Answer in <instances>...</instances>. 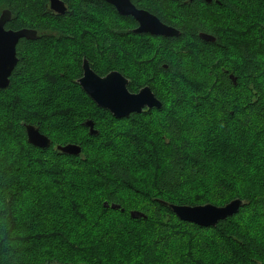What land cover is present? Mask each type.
<instances>
[{
	"label": "trees",
	"instance_id": "16d2710c",
	"mask_svg": "<svg viewBox=\"0 0 264 264\" xmlns=\"http://www.w3.org/2000/svg\"><path fill=\"white\" fill-rule=\"evenodd\" d=\"M133 2L180 30V35L173 37L148 35L150 58L145 62L143 59L146 57H141L138 70L126 68V65L118 62L116 52L107 51L113 45L112 41L116 39L114 37L124 31H129L132 38H146L133 33L132 28L136 26V22L118 14L112 6L115 18L108 20V25L102 29L104 31L90 34L93 23L90 25L89 16L94 11L89 8V0H71V12L67 15H51L46 9L48 0H0V15L4 9L12 12L6 28H32L41 34L36 40L22 38L19 41L18 62L10 83L6 88L0 89L1 95L14 97L10 104L0 101V110L6 109L0 114V126L12 121V128L16 133L10 144V151L0 144V264H169L170 255L166 254L164 258L154 256L146 246L162 245L178 225L191 228L199 236L202 235L201 239L196 237L197 246L201 250H210V242L220 246L227 255L228 248L233 245L239 250L240 264H264V0ZM98 4L110 6L103 1ZM199 31L213 35L215 41L202 39L198 36ZM70 32L75 38L66 37V33ZM77 40L87 44V50L76 52L73 47ZM192 40L194 45L196 43L204 48L202 52H205L204 56L209 58L211 64L202 79L200 72L191 64L184 63V57H191V52L181 55V48H186L185 45ZM48 42H56L55 52L68 49L62 53L71 56V59L73 57L74 65H48L50 61L45 59L47 56L38 51L39 46L50 50ZM57 43H61L64 48L58 49ZM98 45L100 50L107 51L106 57L109 59V65L95 64L98 74L105 75L110 70H118L129 79L130 91L150 86L162 106L121 118L100 108L76 81L81 73V56L96 57L95 49ZM175 48L177 52L172 51ZM219 51L227 57L220 56L215 62ZM238 64L240 71L236 66ZM209 70L211 73H208ZM231 74L236 77V81ZM33 76L35 78L32 82L41 90L38 92L41 98L27 101L25 86L31 83L27 81ZM218 81L221 82L220 86L217 85ZM45 84L47 86L43 87ZM64 98L70 99V102L66 103ZM236 102H240V129L237 128V123L233 128L227 120L221 128V120L216 118L213 111L219 109L222 115L231 116L230 112L235 110L233 107ZM202 107L209 108L211 119H206V123L210 121V125L203 123L207 112L197 113ZM168 108L173 110V114L166 112ZM35 110L40 111L43 116L60 119L64 124L74 122L76 125L67 126L77 128L79 132H82V128L86 129L83 127L85 119L81 118L78 124L72 113L75 110H80L78 114L81 116L96 115L93 114L96 112V120L88 118L94 121L96 127L98 121L105 119L119 123V127L129 123L145 126L143 123L145 119H149L148 114L161 116L157 120L159 131L153 133V136L146 132L154 143L153 157H156V162L146 166L154 171L153 179L146 186L143 196L125 198L120 195L122 188H133L139 183H145L144 180H138L137 168L129 161L113 157L102 165L85 157L78 165L82 168H85L83 164L90 166L89 170L85 169L87 173L80 174L83 170L79 166L66 172L59 169L61 165L53 164L56 162L47 158V154L70 160L81 158L82 155H69L56 149L55 139L44 126V121L48 119L43 120L37 116ZM86 110L88 112L83 114ZM12 111L13 116H2ZM183 113L190 114V120L189 117L188 120H183ZM72 115L75 117L73 120ZM26 124L34 125L48 135L52 145L42 149L30 144ZM200 127L203 128L201 132ZM6 129L0 128V133L7 135ZM218 129L225 136L216 141L215 146L219 141L235 140L232 146L222 143L221 152L215 157L212 150L197 143L202 133L211 142L219 134ZM138 131L134 136L139 134ZM251 136L254 137L250 145L252 151L245 147V139ZM138 138L143 141L141 137ZM3 140L6 139L2 138L1 141ZM74 140L69 138V141ZM142 144L145 145L144 141ZM117 147L110 146L118 153ZM29 150L32 152L28 153ZM253 151L260 153L250 159ZM24 156H29L30 160ZM33 156L35 159L31 161ZM224 162H231L228 165H233L235 171L231 175L222 172L220 167L227 166ZM32 164L56 171L51 178L55 182L53 188L51 184L38 180L34 182L38 186L35 188L28 187L26 183L22 185L27 177L23 167L34 168ZM209 164H213V168L219 172L217 179L212 175ZM83 174L88 178L83 177ZM215 179L226 187H232L234 191L239 187L240 196H223L224 198L219 199L218 196H197L193 193L196 188L208 189L206 182ZM78 180L88 181L82 196L77 195L80 191ZM65 183H68V189L73 194L63 191ZM150 192L154 196H149ZM236 197L245 200L239 212L220 220L214 227L181 220L168 205L162 203L165 201L191 206L212 203L220 206ZM48 198L56 200V203L53 202L54 206L46 201ZM60 201L64 206L60 205ZM112 204L119 206L113 208ZM68 206L71 212L68 210L65 215L63 212ZM131 207L136 208L134 211L142 212L145 217H133ZM56 210L59 212L56 213ZM109 215L111 219L108 218ZM245 215L262 219V233L259 234L257 229L249 231L241 224ZM125 217L133 223L131 227L126 226ZM65 220L67 224H74L72 229L77 226V231L73 235L68 233L66 239H61L54 235V231L61 227L59 221ZM85 224L88 225L87 228L81 231ZM145 235L149 238L145 239ZM211 235L217 239L215 237L210 240ZM132 246L136 247L135 252L140 250L139 261L131 260L132 251L128 249ZM245 257L247 261H243L242 258Z\"/></svg>",
	"mask_w": 264,
	"mask_h": 264
},
{
	"label": "rangeland",
	"instance_id": "374dc122",
	"mask_svg": "<svg viewBox=\"0 0 264 264\" xmlns=\"http://www.w3.org/2000/svg\"><path fill=\"white\" fill-rule=\"evenodd\" d=\"M111 12H109L108 10H96L94 11V13L92 15H90V20L91 23L90 25L93 23V25L91 26V31L89 32L90 34H94V32L96 31L97 33L100 32L104 27H106L108 25V20H111ZM94 27H96L94 29ZM104 31V30H102ZM130 32L129 31H124L122 33H120L116 38L115 41H112L113 45L107 50L109 51H114L116 52L117 55V60L119 63H121L122 65H126V68H130L132 70H138L139 67V62L141 57H146L145 59H143L145 62L148 61L147 58L149 59L150 56L149 55V50H148V44H149V38L143 37V38H132L131 35H129ZM46 35V34H45ZM44 35V36H45ZM47 36H52V35H48ZM56 36V35H55ZM61 36V35H60ZM59 36V37H60ZM97 36V35H96ZM66 37H68L69 39H73L75 38L73 36V33H66ZM195 42V41H194ZM56 43V42H55ZM53 42H48V46L51 48L50 50H46L45 48H42V46H39L38 51L44 52V54L47 56L45 59L49 60L50 62L48 63V65H53L54 67L56 66H61L63 64H73L74 65V60L73 57L71 59V56L68 55H63L62 52L67 51L68 49H64L63 51H57L55 52L56 48L54 47ZM58 44V43H57ZM185 45V43H184ZM44 46V45H43ZM58 49L60 48H64L62 46V44H58ZM87 44H85L84 42L77 40L74 50L77 52L79 50L85 51ZM45 47V46H44ZM185 47L187 48H181V55H184L186 53H190L191 57H184L185 58V64L190 65L197 71L200 72L201 76L200 78L202 79L203 76H205L207 74V70L208 66H210V61L209 58H207L206 56H204L205 52H202L204 48H202L201 46H198L196 43L194 45L193 40L189 41V43H187V45H185ZM87 50V49H86ZM89 50V49H88ZM97 51V56L93 57L95 60V64L100 65V64H104V65H109V59L106 57L107 56V51H102L100 50V46H96ZM173 52H177V49H173ZM195 51V52H194ZM218 54L215 56V62L217 61V58L222 56V58L227 57L226 55H224L223 52H217ZM189 58V59H188ZM175 59V58H174ZM73 62V63H72ZM101 62V63H100ZM191 62V63H190ZM239 63V62H238ZM210 64V65H209ZM238 70L240 71V64L236 65ZM59 68H57L58 70ZM111 71V70H110ZM208 73H211V70L208 71ZM70 75H68V77H70ZM34 76L30 79H28L27 82H30V84H26L25 88L27 90V97L26 100L30 101V99H38L41 98L40 97V92L41 90L39 88H37L36 86H38L37 84H34ZM77 79V78H76ZM36 80V79H35ZM211 85V84H210ZM217 85H221V82L218 81ZM47 84H45L43 87H46ZM4 96V97H3ZM66 103H69L70 99L67 100V98H64ZM72 99V98H71ZM216 99V98H215ZM0 101H4V103L6 104H10L14 101V97L12 98V96H6L5 95H1L0 94ZM7 107H10L7 106ZM6 107V108H7ZM169 107V105H168ZM236 110V114H235V110H231V116L226 115H222V113L219 111V109H215L213 112L216 114V118L221 120L219 121V124L221 125L222 128V124L230 121V123L232 124L233 128L235 126V123H237V128L240 129V102H236L234 104V107ZM209 109V108H208ZM208 109L207 108H200L199 111H197V113H202L204 114L205 112H207V116L206 118H204L203 123L204 124H208L210 125L211 122L208 121L206 123V119H211V117L209 116L208 113ZM5 110H0V114H2ZM80 110H75L74 112H72L75 116L76 119L78 120V124H80L81 118L83 119H88V118H93L94 117H98L97 113L94 112L93 114L96 115H90V114H84V112H88L83 111L84 116H81L78 114ZM166 112H169L171 114H173V110L171 108H168L166 110ZM35 113L37 116L41 117L43 120L44 119H48L46 121H44V126L45 128L48 129V131L51 133L53 139L54 140V145L55 148L57 149L58 145H65L68 143H76L81 145L82 147V153L79 154V156H84V158H78V159H67V158H60V157H55L51 154H47V158H50V160H53L56 163L53 164H58L59 169L63 170L64 172L68 171V170H73L77 169V167L79 166L78 163L83 161V159H85V157H89L91 161H93V163H99L104 165V163L109 159V158H119L122 161H129L132 164H134V167L137 168V173H138V180H144L145 183H139L138 185H135L133 188H122L120 195L124 196L125 198H128V196H132V197H137V196H143V193L146 190V186L150 183V181L153 179V171L154 169H150L147 168L146 166L149 164H154L156 162V157H153V154L155 153V148L154 143L151 139V137L146 133L147 131L150 133L151 136H153V133L159 131V126L157 124V120L161 117V116H154V113L152 114H148L149 119H145L144 123L145 126L138 124V123H129V125L125 126V125H120V127L118 126L119 123H112L109 122L107 119L105 120H101L98 121L97 127L96 124L95 128L99 131L98 136L97 135H92L89 133V129L88 127L84 126L81 129L82 132H79V129H72L71 126H67V125H76L74 122L73 124L69 123V124H64L61 123L60 119H55L54 117L49 118L50 116H43L44 114H42L40 111L35 110ZM41 113V114H40ZM40 114V115H38ZM184 115H182V119L183 120H189L191 118L190 114L187 113H183ZM233 114V115H232ZM178 115V114H177ZM3 117H11L13 116V111L10 113H5L2 115ZM60 118V117H59ZM72 120L73 118H75L73 115L71 116ZM84 120V121H85ZM96 120V119H95ZM227 120V121H226ZM5 121H8L5 119ZM138 122V121H137ZM10 121L8 123H4L3 125L0 126V128L2 129H6L7 127V135H3V133H0V139L2 140V138H5L6 140L3 142L0 140V144L1 147L6 148L7 150L10 151L11 148V142H13L14 137L16 136L15 133V129L12 128V126L14 125V123ZM10 124H12L11 126H9ZM82 125V124H81ZM220 128V129H221ZM139 130V131H138ZM139 132V134L135 135L134 134L136 132ZM199 131H203V128H199ZM240 132V130H239ZM207 133V132H204ZM218 135H215V137L212 139L211 142H208V138L209 137H205V135H202L199 137L198 143L199 146L201 147H206L208 150H212V154L214 153V156L216 157V155H218L221 152L222 149V143H225L226 145L232 146V142L235 140V138L232 139H226L223 142L219 141L217 142L216 146L215 143L216 141H218L220 138H222L223 136H225L222 132L219 131L218 129ZM97 136V137H96ZM138 137H141L145 143L142 144L143 141H140V139ZM70 139H75L74 141H69ZM218 138V139H217ZM254 141V137L251 136L249 137V139H245V147L248 148L250 151H252V148L250 147V145H252ZM6 143V144H4ZM52 145V144H51ZM118 146L117 150L118 153H116V149L115 148H110V146ZM156 146V145H155ZM257 150V149H255ZM249 151V152H250ZM6 153H8L7 151H5ZM32 152L31 150L28 151V153ZM37 153V152H36ZM116 153V154H115ZM260 152H254L253 151V155L250 159H252L253 157L257 156ZM39 154V153H38ZM39 156V155H38ZM25 158H27L28 160H30V158H28L29 156H24ZM35 159L34 156L31 158V161ZM60 159V160H59ZM191 161V159H189V162ZM30 162V161H29ZM85 163V162H84ZM44 164V163H43ZM225 165L227 166H223L220 167L222 169V172H226L228 175H231L233 171H235L233 165H228L231 164V162H224ZM34 165V164H32ZM83 166L85 168H82L79 166L80 170L82 171L80 174L82 173H87L85 171L89 170L90 166H85V164H83ZM209 166L211 167V173L212 175L216 178L217 175L219 174V172L217 170H215L213 168V164ZM36 167V168H35ZM21 168V167H20ZM31 169H34L33 171H30ZM25 170V173L27 174V177L24 178V182L22 183V185H25V183L27 184L28 187H38L36 185H34L35 181L38 180V182H43L45 184H51L52 188L55 185V182L51 181V178L54 174H56V171L53 170H47L46 167H44L43 165H34V168L29 167H23V171ZM95 170V169H94ZM30 171V172H29ZM29 172V173H27ZM83 177L88 178V176L86 174L82 175ZM217 179V178H216ZM213 180L211 182H206V188H196L193 190V193H195L197 196H218L219 199L224 198L223 196H228L232 197V196H240V188L238 187L237 191H234L233 189H231L232 187H226L225 184H221L220 180ZM29 183H28V182ZM72 179L69 180V182L71 183ZM78 184L80 185V191L78 192V196H82V193H84L86 191V184L88 181H80L78 180ZM62 185V184H61ZM65 186V188H64ZM64 186L62 185V187L64 188L63 191H65L66 194H73L74 192H72V190L68 189V183H65ZM78 187V186H77ZM89 187V186H88ZM91 188L94 186H90ZM60 186V189H63ZM79 188V187H78ZM59 189V188H58ZM96 190V189H95ZM61 192H63L62 190H60ZM84 191V192H83ZM64 193V194H65ZM65 194V195H66ZM149 196H154L152 194V192L148 193ZM145 196L146 193H145ZM237 198V197H236ZM136 200V198L134 199ZM133 200V202H134ZM46 201L50 202L52 205L56 202L55 199L53 198H48L46 199ZM245 201V200H244ZM54 202V203H53ZM60 205L64 206L63 202H59ZM136 203V202H134ZM54 206V205H53ZM134 209L136 208H130V210L134 211ZM65 212H63L65 215L69 212H71L69 206ZM131 211V212H132ZM59 210H56V213H58ZM61 213V214H63ZM77 216V215H75ZM126 216V215H125ZM60 217H62V215H60ZM127 217V216H126ZM125 217V222H126V226L127 227H131V223L127 218ZM110 215H109V217ZM78 219V217L76 218V220ZM115 219V216L114 218ZM61 227L55 228L54 231V235L56 237H59L61 239H66V235H73V233H75L77 230V226L74 227V229H72V227L74 226V224H67L66 220L65 221H59ZM85 222H88V220H85ZM241 224L249 229V231H253L255 229H257L258 233H262V219H254L251 216L245 215L244 217H242L241 219ZM53 224V222H52ZM130 224V225H129ZM178 224V223H177ZM53 227V225H51ZM86 226L88 225H84V227L81 228V231H85V229L87 228ZM133 227V226H132ZM89 228V227H88ZM62 229H65V231H62ZM264 230V229H263ZM62 234V236H61ZM149 235V234H148ZM193 235V236H192ZM201 236H199L198 233L193 232V230L190 228H185L183 226L178 225L177 227H174V230L172 232V234H170L169 239L164 242L162 245L160 246H154V245H148L146 246V248L149 249V253L154 255V256H162V258H164V256L170 255L171 259L168 260L169 264H240V257L238 256V252L239 250L235 247H233V245H230V248H228L229 253H227V255L223 252V250L220 248V246L218 245H213V243L209 242L210 245V250H201L198 248L197 246V240L196 237L201 239ZM145 239H148L149 236L145 235L143 236ZM216 236L211 235L210 236V240H213ZM217 239V237H216ZM221 245V243H219ZM213 245V246H212ZM233 247V248H232ZM28 248V247H26ZM132 251V257L131 260H136L139 261V254L138 252L140 251L139 249L135 252L136 247L132 246L130 247L128 250ZM182 252V253H179ZM179 253V254H178ZM237 254V255H236ZM243 261H247V258H242ZM234 260H236L234 262ZM164 261V259H163ZM162 261V262H163Z\"/></svg>",
	"mask_w": 264,
	"mask_h": 264
},
{
	"label": "water",
	"instance_id": "95a60500",
	"mask_svg": "<svg viewBox=\"0 0 264 264\" xmlns=\"http://www.w3.org/2000/svg\"><path fill=\"white\" fill-rule=\"evenodd\" d=\"M113 4L119 14L132 15L138 21L139 26L134 30L137 33L145 32L166 37L179 36L180 30L164 23L159 17L145 9H138L132 0H105ZM191 1V0H190ZM211 2L212 0H206ZM51 7L58 12L64 13L66 7L60 0H51ZM11 17V11L4 9L0 15V89L6 88L10 83V77L17 64V44L22 38L36 40L40 34L36 29L21 28L7 29L6 23ZM201 38L206 41H215V37L209 33H201ZM236 81V77L231 74ZM129 79L118 70H111L105 75H99L85 60L83 75L79 78V84L84 92L100 107L109 110L115 117H127L131 113L141 112L145 107L162 106V102L153 92L150 86H143L137 92L128 88ZM84 125L89 133L98 135L94 121L87 119ZM28 142L39 148H49L51 138L42 133L39 128L32 124L25 125ZM57 149L65 154L79 155L82 147L76 143L58 145ZM168 205L176 216L184 221L192 222L200 226L214 227L220 220H224L237 214L244 205V200L234 198L224 205L206 203L201 205H183L162 202ZM113 208L119 205L112 204ZM135 218L144 216L140 211H132ZM145 217V216H144Z\"/></svg>",
	"mask_w": 264,
	"mask_h": 264
},
{
	"label": "flooded vegetation",
	"instance_id": "af4514ba",
	"mask_svg": "<svg viewBox=\"0 0 264 264\" xmlns=\"http://www.w3.org/2000/svg\"><path fill=\"white\" fill-rule=\"evenodd\" d=\"M60 1H62L63 3H64V5H65V7H66V10L64 11V13H61V12H58V11H56L55 9H53L52 7H51V0H48V3H47V5H46V9H47V11L51 14V15H67V14H69L70 12H71V4H70V1L71 0H60ZM100 1H103V2H105V3H107V4H109L110 6H107L106 4L104 5V6H100V4H98ZM197 1V0H196ZM198 1H202V2H207L206 0H198ZM72 2H73V0H72ZM89 8L91 9V10H93V11H96V10H99V9H101V7H102V9H104V10H108L109 12H111V20L112 19H114L115 18V11H114V9L117 11V9H116V7L113 5V4H111V3H109V2H107V1H105V0H89ZM132 3L138 8V9H145L144 7H141V6H138V4H135L134 2H133V0H132ZM111 6L114 8V9H112L111 8ZM9 10V9H8ZM145 10H147V9H145ZM118 12V11H117ZM152 13V12H151ZM118 14H119V12H118ZM154 14V13H153ZM121 15V14H120ZM11 16H12V12H11ZM123 16H126V15H123ZM157 16V15H156ZM127 17H130V18H132L135 22H136V26H134L133 28H132V32L133 33H136V34H139V35H142V36H148V35H155V34H150V33H145V32H141V33H137V32H135L134 30L139 26V24H138V21L134 18V16H132V15H127ZM158 17V16H157ZM89 18H90V16H89ZM10 19H11V17H10ZM9 19V20H10ZM165 23V22H164ZM7 24V23H6ZM167 24V23H166ZM168 25H170V24H168ZM170 26H172V25H170ZM5 27H6V25H5ZM174 27V26H173ZM8 29V28H7ZM15 30V29H14ZM202 33V31H199L198 32V36L199 37H201L200 36V34ZM206 33V32H205ZM84 34V33H83ZM40 36H41V34H40ZM92 36H94V35H92ZM21 40V39H20ZM19 43V42H18ZM18 45V44H17ZM17 57H18V54H17ZM85 60H87L88 61V63H89V65H90V67L96 72V65H95V60H94V58L93 57H86V56H81V61H80V70H81V73H80V75H79V77L76 79V81L79 83V78H81L82 77V75H83V64H84V61ZM18 62V61H17ZM17 65V64H16ZM97 73V72H96ZM108 73V72H107ZM106 73V74H107ZM100 75V74H99ZM80 85V84H79ZM135 92H137V91H135ZM155 108H157V107H155ZM154 109V107H152V108H150V107H145L143 110L144 111H148V110H153ZM142 112V111H141Z\"/></svg>",
	"mask_w": 264,
	"mask_h": 264
},
{
	"label": "bare ground",
	"instance_id": "6f19581e",
	"mask_svg": "<svg viewBox=\"0 0 264 264\" xmlns=\"http://www.w3.org/2000/svg\"><path fill=\"white\" fill-rule=\"evenodd\" d=\"M86 120H87V119H86ZM86 120H85V121H86ZM85 121H84V122H85ZM84 122H83V123H84Z\"/></svg>",
	"mask_w": 264,
	"mask_h": 264
}]
</instances>
